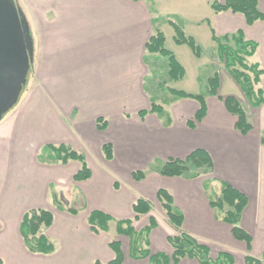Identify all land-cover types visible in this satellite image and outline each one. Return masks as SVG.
Listing matches in <instances>:
<instances>
[{
    "label": "crops",
    "instance_id": "obj_1",
    "mask_svg": "<svg viewBox=\"0 0 264 264\" xmlns=\"http://www.w3.org/2000/svg\"><path fill=\"white\" fill-rule=\"evenodd\" d=\"M16 1L32 39L33 82L0 120V264L107 263L114 258L109 243L115 238L124 264H176L168 237L178 232L157 200L159 189L172 195L182 213V231L208 246L212 258L223 252L232 256V264H243L246 243L234 238L206 193V183L217 186L219 193L222 182L246 197L239 225L251 238L249 253L264 264V104L244 106L251 129L238 132L235 116L222 101L226 96L238 99V85L217 59L211 39L213 33L221 37L240 32L255 42L257 49L246 60L262 70L259 85L264 92V20L248 25L240 13L214 12L211 2L224 0ZM182 1L188 6H181ZM258 8L264 13V0H258ZM174 14L182 16L185 22L180 27L195 41L209 35L214 56L201 61V55L196 57L187 45L175 42L170 22ZM156 29L183 68L181 79L173 80L176 84L187 78L188 67L197 85L202 67L206 78L219 75L220 97L206 95L205 115L191 127L187 121L199 107L192 98L173 97L168 110L138 115L150 109L143 86L149 72L146 57L158 55L146 53L145 44ZM223 87L229 89L227 94H222ZM98 118L106 120L105 129L97 130ZM105 143L111 145V159L102 152ZM60 144L84 154L91 172L88 179L74 181L80 168L76 160L50 164L46 154L39 160L43 147ZM195 149L209 154L212 173L186 178L156 172L161 162L182 159ZM151 165L143 179H133L135 169ZM118 177L127 182L120 183ZM52 190L66 197L79 192V212L72 214L64 210L66 206L53 208L48 202ZM139 197L149 202L151 210L136 216L132 204ZM32 208L52 213L53 223L45 234L58 246L50 254L30 252L20 235L22 216ZM92 211L112 218L108 232L91 231L87 217ZM151 217L157 225L143 245L149 255L135 258L128 237L116 234L115 220L130 221L139 233ZM177 264L198 262L185 256Z\"/></svg>",
    "mask_w": 264,
    "mask_h": 264
},
{
    "label": "trees",
    "instance_id": "obj_2",
    "mask_svg": "<svg viewBox=\"0 0 264 264\" xmlns=\"http://www.w3.org/2000/svg\"><path fill=\"white\" fill-rule=\"evenodd\" d=\"M211 8L214 12L231 11L240 13L244 16L248 25L254 24L258 20H264V13L258 8V0H224L223 2L212 1ZM173 25L177 44L187 45L192 53L199 57L201 49L193 37L185 35L183 29L170 21ZM216 44V56L222 63L224 70L230 75L232 80L240 88L245 101L250 106L257 107L264 104V92L260 87L262 70L258 64H249L247 58L252 56L257 44L248 41L238 32L236 35L211 37ZM164 35L156 29L152 32L145 44V52L148 54L165 55L169 62V75L172 80H179L183 75V68L176 61L172 52L164 46ZM30 68L33 69V63ZM220 78L217 73L207 78V86L203 93L191 94L181 90L171 89L175 98H192L198 101L199 107L187 123L191 127L195 122H199L205 115L206 95H218ZM220 97V96H219ZM222 98V97H221ZM225 108L235 116V128L238 132L246 134L251 129L250 123L246 117V111L239 99L234 96L222 98ZM163 107L150 101L149 110H141L138 115L143 118L148 112L162 110ZM97 130H103L106 127L104 118L96 119ZM102 152L106 159H111V145L105 143L102 145ZM44 154L50 156L47 162L50 164H66L71 160H76L80 164L79 170L75 173L74 181L86 180L91 176L90 169L83 153L76 151L66 144L47 145L42 148L39 160L43 159ZM45 159V158H44ZM213 171V163L209 154L203 149H195L184 158H168L156 167V172L163 176H183L186 178L197 177L201 174H209ZM147 175L145 171H134L132 177L135 180H141ZM157 200L160 203L167 221L177 230L176 235L168 237V241L173 248L172 260L179 263L183 257H189L197 260L198 264H232V256L228 253H220L217 257L210 256V249L205 244L200 243L196 238L182 231V213L174 206L172 195L165 189H159ZM215 213L219 211L221 219L231 226V232L234 238L246 243L248 252L244 256L243 264H262L261 259L252 256L249 253L251 238L244 231L239 223L242 210L246 205V197L233 189L229 184L222 182L219 194L216 199L209 200ZM64 209V207H61ZM81 207H66L64 210L76 214ZM132 210L137 215L147 214L151 210L149 202L144 198H137L132 204ZM218 214V213H217ZM112 218L98 211H92L87 217V223L92 232H108V223ZM52 213L44 208H32L27 210L20 222V235L25 247L32 253L50 254L55 251L56 245L50 239L45 231L52 225ZM157 225L154 217L149 219L148 225L139 233L134 232L130 221L115 220V232L117 235H125L130 240V254L135 258L146 257L149 252L143 247L145 236ZM109 248L114 253V258L107 263L94 260L90 264H124L123 255L120 247V241L115 238L109 243ZM152 257V256H151ZM150 257V258H151Z\"/></svg>",
    "mask_w": 264,
    "mask_h": 264
},
{
    "label": "rangeland",
    "instance_id": "obj_3",
    "mask_svg": "<svg viewBox=\"0 0 264 264\" xmlns=\"http://www.w3.org/2000/svg\"><path fill=\"white\" fill-rule=\"evenodd\" d=\"M16 4H17V1H16ZM180 5L183 7L188 6V4L184 3L183 1L180 3ZM17 6H18V4H17ZM19 9L21 10L20 7H19ZM21 12H22V10H21ZM171 19H173L171 21L174 22L175 24H177L178 26H184L185 20L182 18V16L180 14H174V16L171 17ZM198 38H199L198 39L199 42L196 41V43L199 45V47L201 49V53H202L201 58H203L201 61H203L205 59V56L208 57L209 54L210 55L213 54L212 50L214 48V44H212V41H211L209 35L206 33H205V35H203V34L200 35ZM212 56H214V54ZM146 63L148 65V71H149L148 75L146 76V78H144V81H143V86H144L146 95H147V97H149L151 102H155V104L164 107V109H166V110H168L167 104L174 97V93L172 92L171 89L182 90L184 92L191 93V94L203 93L205 91V86H207V78H206V70L203 67L199 71L200 72V80L198 81V85H197V80H195L194 82L192 81L193 77L190 73L189 67H188L189 74H188L187 78L185 80H183L182 82H179L176 84L175 81H173L169 75V62H168L167 56H165V55L147 56L146 57ZM32 77H33L32 69L29 68L27 75H26V81L22 85V89H21V92H20L18 99H20L23 96V94L27 91L29 84L30 85L32 84V82H33ZM237 88L239 91V93H238L239 98L238 99L241 102L242 106L250 105L252 101L250 100V103L249 102L247 103L238 86H237ZM221 92H222V94H227L229 92V89H227L226 87H223L221 89ZM7 113L3 114L1 119H3ZM91 156L96 161L98 160L96 155L94 154V151L91 152ZM152 167L153 166L151 165L147 169H135V171L147 172ZM117 179L120 183H123V184L127 182V180H125L123 177H118ZM135 188H137V186ZM205 189H206V193L210 199H216L217 195L219 194L217 191V186L209 185L206 183ZM53 192L54 191L52 190L49 197H48V202L53 208H56L57 206H60V207L61 206H63V207L64 206H66V207H69V206L77 207L78 206L77 203L80 200V197H82V196H80L79 192H77V191H74L71 196H67V197L64 196L63 192H59L57 194L53 193ZM65 194L68 195L67 192ZM217 213L219 214V211H217ZM53 242L56 246H58V244L55 240H53Z\"/></svg>",
    "mask_w": 264,
    "mask_h": 264
},
{
    "label": "water",
    "instance_id": "obj_4",
    "mask_svg": "<svg viewBox=\"0 0 264 264\" xmlns=\"http://www.w3.org/2000/svg\"><path fill=\"white\" fill-rule=\"evenodd\" d=\"M29 27L15 0H0V120L16 103L32 62Z\"/></svg>",
    "mask_w": 264,
    "mask_h": 264
},
{
    "label": "bare ground",
    "instance_id": "obj_5",
    "mask_svg": "<svg viewBox=\"0 0 264 264\" xmlns=\"http://www.w3.org/2000/svg\"><path fill=\"white\" fill-rule=\"evenodd\" d=\"M15 1H16V0H15ZM18 8H19V7H18ZM23 16H24V14H23ZM26 22H27V21H26ZM17 100H18V99H17ZM16 103H17V101H16ZM16 103H15V104H16ZM15 104H14V105H15ZM14 105H13V106H14ZM13 106H12V107H13ZM9 110H10V109H9ZM9 110H8V111H9ZM8 111H7V112H8ZM7 112H6V113H7Z\"/></svg>",
    "mask_w": 264,
    "mask_h": 264
}]
</instances>
